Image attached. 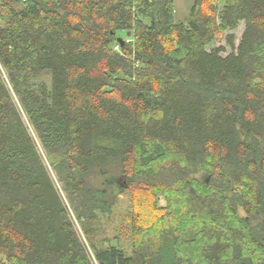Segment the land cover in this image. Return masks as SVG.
I'll use <instances>...</instances> for the list:
<instances>
[{
    "label": "trees",
    "instance_id": "16d2710c",
    "mask_svg": "<svg viewBox=\"0 0 264 264\" xmlns=\"http://www.w3.org/2000/svg\"><path fill=\"white\" fill-rule=\"evenodd\" d=\"M0 264H264V0H0Z\"/></svg>",
    "mask_w": 264,
    "mask_h": 264
},
{
    "label": "rangeland",
    "instance_id": "374dc122",
    "mask_svg": "<svg viewBox=\"0 0 264 264\" xmlns=\"http://www.w3.org/2000/svg\"><path fill=\"white\" fill-rule=\"evenodd\" d=\"M193 0H175V11H176V19L177 20H184L187 16H188V12L189 9L191 7ZM244 30V23H239L237 29L235 31L232 32V34L235 37V46L238 45V42L240 40V37L243 33ZM228 34V33H227ZM226 35V34H225ZM225 36H221L220 40L218 42H214L212 43L207 50H211L213 48H218V47H222L223 48V52L221 53L223 57L227 56L230 52L231 49L230 47L226 44L225 42ZM160 205H164V202H162V199H160L159 201ZM128 206V202L125 198H121L120 199V203L119 206L117 207L116 211H115V216L119 215L121 212L125 211L127 209ZM78 230V229H77ZM112 233L109 234L108 237L112 238ZM124 245V248L126 251H129L128 248H126L127 244L125 245L124 243H122Z\"/></svg>",
    "mask_w": 264,
    "mask_h": 264
},
{
    "label": "water",
    "instance_id": "95a60500",
    "mask_svg": "<svg viewBox=\"0 0 264 264\" xmlns=\"http://www.w3.org/2000/svg\"><path fill=\"white\" fill-rule=\"evenodd\" d=\"M162 202H164L165 203V201H164V199L162 198Z\"/></svg>",
    "mask_w": 264,
    "mask_h": 264
},
{
    "label": "built area",
    "instance_id": "2783aa9c",
    "mask_svg": "<svg viewBox=\"0 0 264 264\" xmlns=\"http://www.w3.org/2000/svg\"><path fill=\"white\" fill-rule=\"evenodd\" d=\"M22 1H24V0H22Z\"/></svg>",
    "mask_w": 264,
    "mask_h": 264
}]
</instances>
